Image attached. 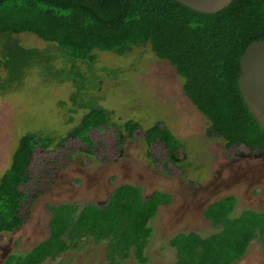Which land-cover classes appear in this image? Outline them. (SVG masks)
<instances>
[{"label":"trees","instance_id":"16d2710c","mask_svg":"<svg viewBox=\"0 0 264 264\" xmlns=\"http://www.w3.org/2000/svg\"><path fill=\"white\" fill-rule=\"evenodd\" d=\"M24 33L55 45L59 54L23 47L17 37ZM260 41H264V0H234L216 14L199 13L175 0H0V67L7 71L5 80L0 77V89L20 85L38 66L46 78L73 82L74 106L88 110L58 142L31 133L21 138L10 168L0 177V234L15 233L23 226L20 210L27 193L20 187L30 179L38 147L57 150L68 138H80L91 153L89 133L114 126L111 113L91 103L94 97L78 99L87 79L80 66L93 72L97 50L123 56L133 48L150 46L184 80L185 96L210 121V137L223 138L228 149L244 145L264 153V129L239 85L241 58ZM124 127L132 138L140 125L129 121ZM145 133L148 146L160 142L167 148L169 162L178 156L182 144L167 127L158 123ZM117 134L116 144H122L119 127ZM171 201L162 192L146 198L142 188L127 184L117 187L101 206L71 202L49 206V237L25 254H12L4 264H43L88 240L106 246L111 264H121L132 255L146 264L154 232L151 222L161 205ZM235 207L236 198L228 197L206 211L216 230L210 236L182 232L173 238L170 246L177 258L173 264H235L257 237L264 251V214L245 210L233 217Z\"/></svg>","mask_w":264,"mask_h":264},{"label":"rangeland","instance_id":"374dc122","mask_svg":"<svg viewBox=\"0 0 264 264\" xmlns=\"http://www.w3.org/2000/svg\"><path fill=\"white\" fill-rule=\"evenodd\" d=\"M17 38L25 48L49 49L59 54L55 45L33 34L24 33ZM94 53L97 61L93 72L80 66L87 79L86 88L78 99L88 101L94 97L96 101L91 103L109 111L114 126L89 133L93 143L91 153L80 138H68L57 150L45 151L38 147L29 168L30 179L20 187L22 193H27L20 210L23 226L15 233L0 234V257L2 248L10 250L0 263L12 254L22 255L33 250L49 237L52 219L49 206L70 202L79 206H101L108 202L117 187L131 184L141 187L146 198L156 192L173 197L171 206L161 207L151 222L154 232L146 251L149 258L146 264H173L177 258L170 241L178 234L196 230L206 235L214 232L200 223L199 216L191 223L192 199H204L205 205L214 202L217 197L210 183H213L211 177H217L215 172L223 171V175H227L229 160H241L242 155L252 162L259 160L257 154L262 156V151L251 153L242 145L228 149L223 138L210 137V121L185 96L184 80L168 61L159 59L150 46L133 48L123 56L99 50ZM55 64L61 66V60ZM6 76L7 71L1 66V80ZM15 85L11 89H0V177L10 168L12 156L24 135L51 137L58 142L78 126L88 111L74 106L71 97L76 87L73 82L59 83L46 78L38 66L24 76L20 85ZM129 121L140 125L132 138L124 127ZM158 123L167 127L182 144L172 162L168 161V150L162 143L147 144L145 132ZM118 127L123 133V142L117 145ZM243 164L246 169L248 166ZM228 179L222 177L221 181L228 183ZM239 185L237 188L244 194L259 191L258 185H245L243 180ZM259 188L264 193V188ZM185 191L202 194H192V198L187 197L183 202L180 195ZM209 194L213 195L206 199ZM241 206L246 209L250 205L243 201ZM255 244L256 254H261V244ZM43 264L111 263L106 246L88 240L79 248ZM121 264L139 263L132 255Z\"/></svg>","mask_w":264,"mask_h":264},{"label":"crops","instance_id":"0c3cea01","mask_svg":"<svg viewBox=\"0 0 264 264\" xmlns=\"http://www.w3.org/2000/svg\"><path fill=\"white\" fill-rule=\"evenodd\" d=\"M224 144H226V142H224ZM242 146H244V145H242ZM225 147H226V145H225ZM249 151L251 153L254 152V151H251V150H249ZM257 151L260 152V150H257ZM257 156H258V158H260L259 159L260 161H263L264 162V153L263 152H262V156L261 155H258V154H257ZM241 157H242L241 160H238V159L229 160V163H228L229 167L230 168L236 167L237 170L241 169L242 167H245V166H243L244 164H242L243 163L242 160H245V158L247 156H244L243 157V155H242ZM240 162H242V163L240 164ZM215 173H216L217 178L211 177V179L213 180V183H210V184H213V191L212 192L215 194L214 197H217V199L214 202L208 203L207 205H205L207 202H205V204H204V199H202V200L197 199L198 200V202H197L198 203V207H196L197 211H194L193 210V211H190L189 212L190 213V217H191V219H190L191 220V223L197 221L196 216L197 217L199 216L200 223H203V225L207 226L208 231L210 229L211 230L214 229V227L212 225V222L209 221L206 218V211L212 205H214L215 203H217V202H219V201H221L223 199H226L228 197H235L236 198V207H235V211L233 213V217L240 216L245 210H253L255 212L264 214V193H263V191L262 192L260 191V188L259 187L257 189L260 192L259 191L258 192H255L254 191L253 193L252 192H248V193L244 194L243 192H241L237 188V187H240L241 186V185H239V181H238V178H239L240 175L238 176V178L235 177V179H232V177L229 174V169H228V174L227 175L226 174L223 175V171H219V172H215ZM213 176H214V174H213ZM222 177L229 178L228 179V183H222V182H224V181H221ZM185 193H186V191L183 194L181 193V195H180L182 197V199H183V202H185V200L187 199L185 197ZM210 193H211V191H210ZM196 194H202V192H198ZM168 195H170V194H168ZM212 195L213 194H209L208 197L206 196V199H209V196L212 197ZM204 197H205V195H204ZM171 199H172V201H171V203L169 205L163 204V205H161V207H163V206H169L170 207L171 204L173 203V200H174L172 196H171ZM201 201H203V204L201 203ZM243 201L245 203L247 202L250 206L247 207L246 209H242L241 208L242 207L241 205H243ZM251 201L253 203H251ZM204 205H205V207H204ZM161 207L159 208V210H161ZM175 215L176 214L174 213V216ZM207 228L206 229L204 228V230H207ZM191 232L200 233L198 230L191 231ZM215 232H216V230L214 229V232L213 233H215ZM213 233H211V234H213ZM200 234L202 236H205V237L211 235V234L206 235L204 233L202 234V232ZM255 243H260L261 244V247H262V243H261L259 237L255 238L252 241V243L250 244V247L248 248L247 254L241 260L237 261L235 264H264V251H263V247L261 248V254H256L257 248H255V245H257V244H255ZM6 260H4L3 262H1L0 264H4V262Z\"/></svg>","mask_w":264,"mask_h":264},{"label":"water","instance_id":"95a60500","mask_svg":"<svg viewBox=\"0 0 264 264\" xmlns=\"http://www.w3.org/2000/svg\"><path fill=\"white\" fill-rule=\"evenodd\" d=\"M203 14H216L234 0H175ZM239 85L244 99L260 126L264 129V41L255 42L241 58Z\"/></svg>","mask_w":264,"mask_h":264},{"label":"flooded vegetation","instance_id":"af4514ba","mask_svg":"<svg viewBox=\"0 0 264 264\" xmlns=\"http://www.w3.org/2000/svg\"><path fill=\"white\" fill-rule=\"evenodd\" d=\"M260 162L261 161H259V160L252 162V161H249L245 158V161H243V163H245V165H247L249 168L246 167V169H243V167H242L241 169L237 170L236 167H234V166H233L234 168H230L228 164L226 165V167H229L228 168L229 174L232 177V179H235V177L238 178V176L240 175L238 178L239 183L241 180H243V184H245V185L249 184V186H250V185L256 184L259 187H261V189H263L264 188V164L263 163L261 164ZM254 164H260V166L254 165ZM214 178H217V177H214ZM211 191H213V188L211 189ZM192 194L196 195V193H192ZM192 194L191 193H188V194L185 193V197L186 198L187 197L192 198ZM197 202H198L197 199H195L194 201L192 199V203H190L191 204L190 205V211H193V210L195 211L196 206H197ZM251 203H253V202L251 201ZM14 248H16V246H14ZM2 249H3V253L1 254L0 260L2 258H4L5 255H7L8 252L10 251L7 248H2Z\"/></svg>","mask_w":264,"mask_h":264}]
</instances>
